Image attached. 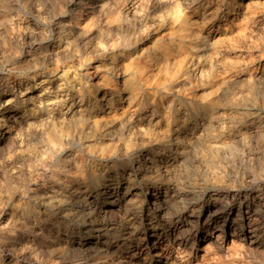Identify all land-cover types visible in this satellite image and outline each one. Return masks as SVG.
<instances>
[{"label": "clouds", "instance_id": "clouds-1", "mask_svg": "<svg viewBox=\"0 0 264 264\" xmlns=\"http://www.w3.org/2000/svg\"><path fill=\"white\" fill-rule=\"evenodd\" d=\"M0 264H264V0H0Z\"/></svg>", "mask_w": 264, "mask_h": 264}]
</instances>
